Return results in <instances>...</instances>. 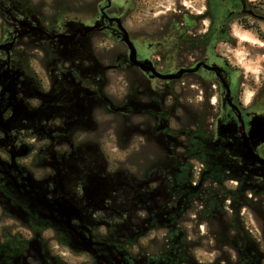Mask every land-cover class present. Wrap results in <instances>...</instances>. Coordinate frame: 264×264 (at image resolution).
<instances>
[{
	"label": "flooded vegetation",
	"instance_id": "flooded-vegetation-1",
	"mask_svg": "<svg viewBox=\"0 0 264 264\" xmlns=\"http://www.w3.org/2000/svg\"><path fill=\"white\" fill-rule=\"evenodd\" d=\"M108 1L96 4L87 28H68L30 2L0 0V264H195L194 244L181 226L188 216L201 223L199 230L203 218L216 234L252 239L241 217L224 215L221 199V210L205 215L214 196L207 190V160L216 159L218 179L228 177L217 187L246 188L251 198L264 191V144L254 151L262 162L242 149L250 119L264 116V82L246 105L242 72L221 55L213 61L196 51L207 31L175 16L141 33H121V14ZM237 1V13L249 15L250 5ZM252 27L242 25L254 34ZM100 36L111 44L95 67L91 49ZM108 71L124 74L120 106L102 92ZM201 74L203 89L209 84L218 95L217 117L232 128L222 137L203 136V162L184 151L195 138L171 128L180 110L176 83ZM98 107L127 119L123 171L108 168L95 144ZM135 139L139 155L131 151ZM230 249L233 264H255L249 248L235 243Z\"/></svg>",
	"mask_w": 264,
	"mask_h": 264
},
{
	"label": "rangeland",
	"instance_id": "rangeland-1",
	"mask_svg": "<svg viewBox=\"0 0 264 264\" xmlns=\"http://www.w3.org/2000/svg\"><path fill=\"white\" fill-rule=\"evenodd\" d=\"M25 1L30 2L36 9H42L41 12L47 17V20H64L66 25L69 26L68 28H87L92 14H95L96 4L103 0ZM111 1L117 9V13L121 14V21H118L124 29V33L126 29L134 33H141L142 29H152L154 26L160 27L172 21L171 19L175 16L178 18L183 17V19L185 17L186 20L189 18L191 22H195L197 31L201 34L203 32V35L204 31H207V38L201 39L195 44L196 51H201L203 55L211 56L210 60L213 61L216 60V55H221L230 67H236L242 72L241 76L244 78L242 81L245 84L243 87V100L246 105H248L252 95L255 93V89L264 82V39L259 40L256 34L242 29L243 17H245L246 23L257 25L264 36V0H245L246 4L244 6L246 5V9L247 4L250 5L249 15L242 12L237 13V11H240V4L237 0ZM107 2L109 1L107 0ZM126 5L131 7V11L127 15L125 11ZM198 13H202V16H198ZM239 22L242 23L241 26ZM217 41H220L218 45ZM110 44V41L101 36L95 39L91 49V51L93 50L91 55H95L98 58L94 59V61L96 60L95 67L99 66L98 62L104 60L100 59L105 54L102 51L109 47ZM116 49L118 51L120 47L118 46ZM83 50L86 54L87 48ZM195 57L197 58L198 56L196 55ZM109 60L111 61L112 59ZM187 61L191 62L192 60L187 59ZM209 70H213V68L210 66ZM103 81L106 82V85L102 86V92L105 97L113 105L120 106L123 103L121 101L126 88L124 74L108 71L104 75ZM217 98L218 95L211 92L209 84L203 89L202 74L194 78L182 79L174 87V99L180 110L175 115L171 128L179 133L184 132L186 139L188 136H193V132L197 127L202 128L203 136L208 138L212 136L222 137L224 134L229 133L232 128L229 124L221 122L216 115L215 100ZM203 102L206 105L204 106L205 109L203 108ZM98 110L97 116L93 118L96 125L93 133L95 144L103 156L106 157L108 168L123 171L126 168V158L128 159L126 149L130 143L127 119L120 112H110L103 107H98ZM263 123L264 116H253L249 122L248 132H250L251 128L256 129L258 125ZM246 140L250 144L251 140ZM131 144L133 145L131 149L133 155H136L137 152L139 155V140L135 139ZM263 144L264 142H259L255 147H252L253 152L259 145ZM135 145L138 147L137 150ZM194 148V145L193 148L187 146L184 151L187 153L194 152V158H198ZM242 149L246 152L245 148L242 147ZM208 150L209 152L215 151L211 145H208ZM141 151L144 152L143 150ZM245 155L250 158L247 154ZM201 157L203 162V155ZM207 161L209 162L207 174V184L209 185L207 190L208 192L212 191L214 196L212 197L213 205L210 202L206 205L205 215L210 217L212 208L221 210L217 206V199H221L223 201L224 215L226 217L232 215L241 217V226L251 230L252 239L243 237L242 233L239 236L240 239L235 238L234 240L226 238L225 235L218 233L217 235L210 227V223L203 226V218L201 221L203 230H199L198 225L201 223L194 222V219L188 216L181 226L188 232L190 241L194 244L193 256L196 260L195 264H233V252L230 248H233L235 243L239 244V248L247 247L250 249L255 264H264V191H257L253 194L254 197L251 198L249 190L246 188L240 187L237 190H228L222 186L217 187L219 182L227 180L228 177L224 176L222 179H218L216 159L211 158ZM192 167L195 168L192 169L191 176L193 178L191 181L197 182L199 165L193 164ZM200 178L199 180L203 182V172ZM212 184H215V186L212 187ZM229 186L234 187L232 184H228ZM240 191L241 195L239 194ZM228 200L230 202H227ZM200 214L203 217V213ZM9 223L4 222V226ZM218 223L213 226L220 228ZM11 225H13L11 229L17 227L15 224ZM242 243H248V245Z\"/></svg>",
	"mask_w": 264,
	"mask_h": 264
},
{
	"label": "water",
	"instance_id": "water-1",
	"mask_svg": "<svg viewBox=\"0 0 264 264\" xmlns=\"http://www.w3.org/2000/svg\"><path fill=\"white\" fill-rule=\"evenodd\" d=\"M116 23L118 24V28L121 32H124V29L120 26L118 19H116ZM122 40L124 42H128V40L126 38H122ZM168 78V77H165ZM246 139H250V145H248L247 140L244 139L243 142V147L246 149V154L254 159L255 161L258 162H262L258 156L253 152L252 147H255L259 142H264V123L261 125H258L256 129H252L250 130V132H248V136ZM26 154V150H23L22 155ZM264 163V162H262Z\"/></svg>",
	"mask_w": 264,
	"mask_h": 264
},
{
	"label": "trees",
	"instance_id": "trees-1",
	"mask_svg": "<svg viewBox=\"0 0 264 264\" xmlns=\"http://www.w3.org/2000/svg\"><path fill=\"white\" fill-rule=\"evenodd\" d=\"M242 23L241 24L243 26H245V29H247V30H252L253 29L252 26H254V29H255L254 30V34H256V37L259 40H263L264 39V36L260 32V30H259V28H258L257 25H248V24H245L246 21H243ZM193 136H194V138H196V140L194 141V147H195L194 148V151L196 153V156L202 160V158H201V156L203 155V131H202V128L197 127V129L193 132ZM212 174H214V173H212ZM239 194L240 195L242 194L241 191H240Z\"/></svg>",
	"mask_w": 264,
	"mask_h": 264
}]
</instances>
